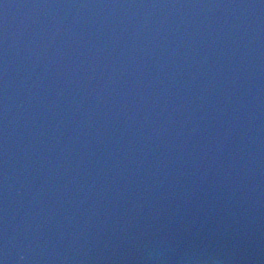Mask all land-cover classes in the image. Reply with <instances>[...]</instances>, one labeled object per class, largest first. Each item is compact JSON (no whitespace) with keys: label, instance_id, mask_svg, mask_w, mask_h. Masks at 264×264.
Here are the masks:
<instances>
[{"label":"water","instance_id":"obj_1","mask_svg":"<svg viewBox=\"0 0 264 264\" xmlns=\"http://www.w3.org/2000/svg\"><path fill=\"white\" fill-rule=\"evenodd\" d=\"M0 264H264V0H0Z\"/></svg>","mask_w":264,"mask_h":264}]
</instances>
